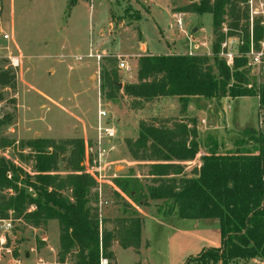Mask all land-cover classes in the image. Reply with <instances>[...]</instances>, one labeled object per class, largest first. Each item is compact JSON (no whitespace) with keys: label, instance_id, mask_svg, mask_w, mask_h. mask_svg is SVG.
<instances>
[{"label":"rangeland","instance_id":"obj_1","mask_svg":"<svg viewBox=\"0 0 264 264\" xmlns=\"http://www.w3.org/2000/svg\"><path fill=\"white\" fill-rule=\"evenodd\" d=\"M188 1L0 0V71L12 77L11 83H0V160L7 165L6 179L23 189L32 200L38 199L33 187L38 171L34 152L28 146V142L35 139L59 144L81 139V165L84 171L88 164L90 167L97 149L95 123L99 92L101 105L109 114L108 124L115 129V150L106 158L102 170L105 178L92 188L98 195H106L111 180L120 175L132 173L141 182L149 183V179H145L149 162L132 160L126 147L127 140L137 137L142 121L170 125L180 119L195 118L197 127H207L197 130L200 154L206 153L212 142L223 151L231 150L236 133L242 128H255L264 134V124L258 125V115L264 114V108L258 106L256 97L225 98L219 105L216 102L208 105L202 98L193 97L187 105L191 112L187 108L184 111L176 97H160L145 104L139 118L128 111L129 100L107 99L102 94L100 71L102 67H109L108 61L115 63L122 87L136 80V60L140 54L192 53L212 57L211 15L175 11ZM247 1L239 3L238 7L247 15L250 42L259 48L264 42V33L260 40L252 41V26L257 22L264 28V6L261 14L251 18ZM254 1L256 6L260 2L264 5V0ZM177 14L181 15V27L175 23ZM229 21L226 17L222 25L224 34ZM5 34L7 39L3 38ZM239 35L236 31L223 41L224 49L233 58L238 55L241 44ZM220 52L218 57L224 59ZM89 53L100 54L102 58L97 61ZM13 60H18L17 66L12 65ZM120 60L129 65L128 71L117 68ZM248 68L250 77L261 83L260 67L248 65ZM69 150L70 146L57 153L58 171L53 173L64 175L67 172L64 160ZM199 161L197 156L183 163L184 174L191 175ZM14 194L12 188H0V197ZM35 210V204L31 203L24 213ZM99 211L110 220L116 215L111 207ZM156 211L153 203L146 215L157 216L161 224L144 220L141 236L145 246L139 254L114 243L116 264H166L169 224L182 225L183 222L163 219ZM6 218L11 220L12 229L7 233L0 231V237L5 238L0 246V264H58L59 230L55 220L35 226L11 210H7ZM103 260L105 264H114V260ZM205 260L188 264H219ZM64 263L74 264V255H67ZM230 264H264V260L253 258Z\"/></svg>","mask_w":264,"mask_h":264},{"label":"trees","instance_id":"obj_2","mask_svg":"<svg viewBox=\"0 0 264 264\" xmlns=\"http://www.w3.org/2000/svg\"><path fill=\"white\" fill-rule=\"evenodd\" d=\"M246 0H189L175 11L212 17V57L193 54H152L138 56L136 80L119 86L115 63L100 71V90L107 99L125 96L129 107L137 110L160 97H176L185 111L189 99L200 97L208 105H219L225 98L256 97L264 108V59L260 66L262 82L250 77L248 68L249 29L245 12L238 4ZM226 17L227 33L222 25ZM139 18V17H138ZM240 32L241 44L231 66L218 57L225 37ZM264 28L252 26V41L263 36ZM257 47V46H256ZM258 49V48H257ZM0 71V83L12 82ZM234 146L223 151L212 142L200 156V165L191 175L184 174L183 163L193 161L200 152L196 119H180L170 125L140 122L137 137L126 141L127 152L134 161L149 162L145 179L134 174L111 180L106 195L92 191L95 180L85 173L81 139L55 141L35 139L28 142L34 152L38 171L33 187L38 199L32 200L23 189L6 179L7 165L0 160V188H12L14 195L0 197V215L7 210L22 215L35 226L48 220L58 224V264L74 255V264H100L113 261L112 245L138 253L144 214L155 203L156 215L163 219H214L218 223L221 245L208 248L194 260L230 264L236 260H264V134L255 128L237 131ZM70 146L65 158L64 175L57 173V153ZM50 149L51 151H48ZM52 172V173H51ZM17 178V176H16ZM100 199L106 204H99ZM36 210L24 213L28 204ZM106 207L116 213L110 220L100 214ZM144 214H143V213ZM110 225L109 228L106 226ZM109 264V263H108Z\"/></svg>","mask_w":264,"mask_h":264},{"label":"built area","instance_id":"obj_3","mask_svg":"<svg viewBox=\"0 0 264 264\" xmlns=\"http://www.w3.org/2000/svg\"><path fill=\"white\" fill-rule=\"evenodd\" d=\"M248 5L250 7V17L252 18L255 15L262 13L263 3L260 2L259 5L256 6L254 0H248ZM175 23L178 27H181V15L177 14L175 17ZM4 39L8 38V35H3ZM225 43L222 44V49L220 54L223 56L226 64L231 66L233 61V56L231 53L227 52L224 47ZM196 48V46H195ZM89 56L95 58L97 61L102 58L100 54L96 53H89ZM248 57V65L250 66H257L258 68L262 65L264 59V42L261 43V46L257 49L253 46L250 42L249 50L246 54ZM13 66L18 65V60L12 61ZM117 68L120 70H129V65L124 61L120 60L117 63ZM98 104L96 110V123H95V130L97 134V149H96V156L93 160V164H88V167L85 169V173L89 174L96 183L101 184L102 179L105 176L102 174V170L104 168V164L106 162V158L110 152L115 150V146L113 145V140L115 139V129L108 124L109 114L102 105H101V97L100 92L98 93ZM264 124V114L261 113L258 115V125L262 126ZM101 193H99V197ZM99 204H106V202H102L100 199ZM12 223L9 218H3L0 215V231L2 233H7L11 231ZM5 243V238L3 236L0 237V246H3ZM102 264H105V260L101 259L100 261Z\"/></svg>","mask_w":264,"mask_h":264},{"label":"crops","instance_id":"obj_4","mask_svg":"<svg viewBox=\"0 0 264 264\" xmlns=\"http://www.w3.org/2000/svg\"><path fill=\"white\" fill-rule=\"evenodd\" d=\"M189 54H192V53H189ZM122 100L127 102L129 99L123 96ZM126 105H127L128 111H130L131 114L138 116L139 118H140L139 116L140 111L143 112L145 110L144 109L145 105L143 108H139L137 110L131 109L129 107V103H127ZM187 110L188 112H191L189 106ZM202 122L204 123L203 119H202ZM202 127L207 128L206 126H202ZM202 127L198 126L197 130H201ZM199 154L200 152L197 154V156L200 160V156L202 154L200 155ZM199 164L195 168H198ZM145 219L146 220L150 219L153 222H155V224H161V222H159L160 220L157 219V216H151V215L144 214V220ZM144 220H143V223H144ZM182 222H183L182 225L181 224H178V225L169 224L170 232L166 238V264H185L189 257H195L201 251L205 249L220 247L221 235H220L218 223L216 220L214 219H198V220L186 219V220H182ZM143 223H142V229L144 225ZM141 235H142V230H141ZM144 246L145 244L141 236V243H140V247L138 249L137 254H139L140 251L144 249ZM115 248L116 246L114 244L112 246V250L114 251ZM114 256H115V253H114ZM114 264H116L115 259H114Z\"/></svg>","mask_w":264,"mask_h":264}]
</instances>
